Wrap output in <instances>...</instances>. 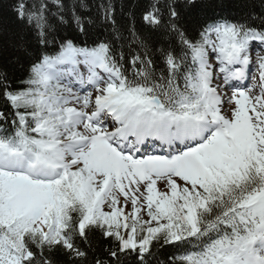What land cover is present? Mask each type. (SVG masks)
<instances>
[{
	"label": "snow or ice",
	"instance_id": "snow-or-ice-1",
	"mask_svg": "<svg viewBox=\"0 0 264 264\" xmlns=\"http://www.w3.org/2000/svg\"><path fill=\"white\" fill-rule=\"evenodd\" d=\"M5 5L39 51L0 69V264H264V0Z\"/></svg>",
	"mask_w": 264,
	"mask_h": 264
},
{
	"label": "trees",
	"instance_id": "trees-1",
	"mask_svg": "<svg viewBox=\"0 0 264 264\" xmlns=\"http://www.w3.org/2000/svg\"><path fill=\"white\" fill-rule=\"evenodd\" d=\"M66 2L71 3V0H66ZM77 2H79V0H77ZM84 2L90 6V10H81V14L84 16H92L97 21L90 29L91 33L94 35L105 34L103 30L107 25H102L99 22L96 9V5L101 3L102 0H84ZM112 2L117 7V20L120 25L127 28L134 22L137 29L145 33L148 32V29L144 28L141 20L143 0H112ZM251 2L255 4L256 10L259 11L260 0H251ZM238 4L239 0H204V7L202 9H198L195 13H190L189 26L195 27L204 15H211L214 11H220L221 6H223L224 9L230 8L236 11ZM130 10H133L132 17L128 15ZM0 24H2L5 29L0 33V69L7 71L12 81L18 83L25 78L29 63L31 59L38 54L39 49L36 46L31 31L23 28L14 21L12 15L7 12L6 5L5 10L0 12ZM63 31L66 35H72L75 33V25L69 21V23L64 26ZM125 35H127V32H125ZM21 40L24 42V48L17 47V44ZM153 42L156 47L160 46L158 37L154 36ZM133 50H136L135 47H133ZM128 58L129 57L126 56V60ZM4 104L5 101L0 97V106ZM90 240L101 247L108 244V242L102 240L98 234L91 235ZM173 251L174 249L170 247L161 248L156 254L157 259L154 264H166L168 257ZM59 259L62 264H71L66 257L60 256ZM127 264H134V258L130 259Z\"/></svg>",
	"mask_w": 264,
	"mask_h": 264
},
{
	"label": "rangeland",
	"instance_id": "rangeland-1",
	"mask_svg": "<svg viewBox=\"0 0 264 264\" xmlns=\"http://www.w3.org/2000/svg\"><path fill=\"white\" fill-rule=\"evenodd\" d=\"M261 54L264 55V52H262ZM252 55H253V59L255 60V56H256V52H255V50H253ZM250 71H251V74H252V75H256V71H257V70H256V66H255V64L252 65Z\"/></svg>",
	"mask_w": 264,
	"mask_h": 264
}]
</instances>
